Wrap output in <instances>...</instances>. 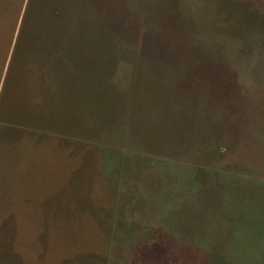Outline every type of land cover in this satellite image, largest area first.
I'll return each mask as SVG.
<instances>
[{"label":"rangeland","instance_id":"374dc122","mask_svg":"<svg viewBox=\"0 0 264 264\" xmlns=\"http://www.w3.org/2000/svg\"><path fill=\"white\" fill-rule=\"evenodd\" d=\"M8 66L0 264H264V0H38Z\"/></svg>","mask_w":264,"mask_h":264},{"label":"trees","instance_id":"16d2710c","mask_svg":"<svg viewBox=\"0 0 264 264\" xmlns=\"http://www.w3.org/2000/svg\"><path fill=\"white\" fill-rule=\"evenodd\" d=\"M60 9V6L49 3L48 6L45 4L41 10L44 18L50 21L59 16ZM37 14L38 0H0V76H3L4 68L9 61L6 82L13 74L27 31L34 15L37 17ZM5 87L6 84L4 89Z\"/></svg>","mask_w":264,"mask_h":264}]
</instances>
